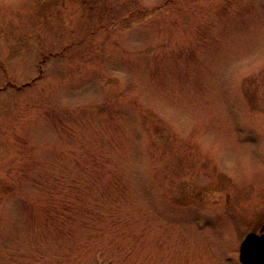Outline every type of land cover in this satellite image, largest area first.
Here are the masks:
<instances>
[{
    "label": "rangeland",
    "instance_id": "374dc122",
    "mask_svg": "<svg viewBox=\"0 0 264 264\" xmlns=\"http://www.w3.org/2000/svg\"><path fill=\"white\" fill-rule=\"evenodd\" d=\"M264 224V0H0V264H240Z\"/></svg>",
    "mask_w": 264,
    "mask_h": 264
},
{
    "label": "water",
    "instance_id": "95a60500",
    "mask_svg": "<svg viewBox=\"0 0 264 264\" xmlns=\"http://www.w3.org/2000/svg\"><path fill=\"white\" fill-rule=\"evenodd\" d=\"M241 264H264V225L259 232H248L239 245Z\"/></svg>",
    "mask_w": 264,
    "mask_h": 264
},
{
    "label": "flooded vegetation",
    "instance_id": "af4514ba",
    "mask_svg": "<svg viewBox=\"0 0 264 264\" xmlns=\"http://www.w3.org/2000/svg\"><path fill=\"white\" fill-rule=\"evenodd\" d=\"M263 225H264V224H262V226H263ZM262 226H261V227H262ZM261 227H260V228H261ZM258 231H259V230H258Z\"/></svg>",
    "mask_w": 264,
    "mask_h": 264
}]
</instances>
